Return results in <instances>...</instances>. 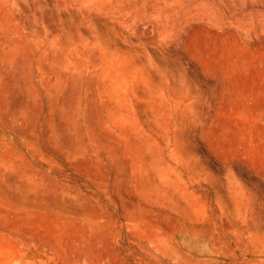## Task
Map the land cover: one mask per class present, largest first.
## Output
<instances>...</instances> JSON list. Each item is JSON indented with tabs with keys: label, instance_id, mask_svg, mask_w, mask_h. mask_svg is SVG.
Returning a JSON list of instances; mask_svg holds the SVG:
<instances>
[{
	"label": "rangeland",
	"instance_id": "rangeland-1",
	"mask_svg": "<svg viewBox=\"0 0 264 264\" xmlns=\"http://www.w3.org/2000/svg\"><path fill=\"white\" fill-rule=\"evenodd\" d=\"M0 264H264V0H0Z\"/></svg>",
	"mask_w": 264,
	"mask_h": 264
},
{
	"label": "bare ground",
	"instance_id": "bare-ground-1",
	"mask_svg": "<svg viewBox=\"0 0 264 264\" xmlns=\"http://www.w3.org/2000/svg\"><path fill=\"white\" fill-rule=\"evenodd\" d=\"M105 12V11H104ZM132 32V31H131ZM101 53H103V52H101ZM104 55L105 54H103V57H104ZM106 56V55H105ZM102 57V58H103ZM104 59H106V57H104ZM116 71L117 70H115L114 68H110L107 72H106V76H105V78H107V83H106V88H107V90L109 91V94L111 93V92H113L114 90H115V88L117 87V84L115 83V80H114V78H115V74H116ZM139 81V80H138ZM141 82V81H140ZM139 83V82H138ZM111 95V94H110ZM113 96V95H112ZM114 98V97H113ZM109 100H110V98H109ZM113 101V100H112ZM110 104H112L113 105V103H111V102H109ZM156 103V102H155ZM114 106V105H113ZM155 109V108H154ZM156 111V110H155ZM119 120V119H118ZM133 138V137H132ZM136 149H138V148H136ZM158 182V181H157ZM153 184H154V182H153ZM155 185V184H154ZM160 188H162L164 185L161 183V182H158V184H157ZM156 186V185H155ZM157 187V186H156Z\"/></svg>",
	"mask_w": 264,
	"mask_h": 264
}]
</instances>
